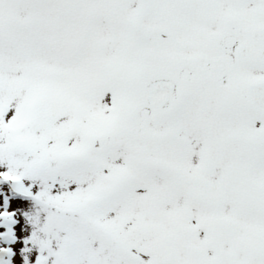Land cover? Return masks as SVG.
I'll return each instance as SVG.
<instances>
[{
  "label": "snow or ice",
  "instance_id": "6c2138e0",
  "mask_svg": "<svg viewBox=\"0 0 264 264\" xmlns=\"http://www.w3.org/2000/svg\"><path fill=\"white\" fill-rule=\"evenodd\" d=\"M0 264H264V0H0Z\"/></svg>",
  "mask_w": 264,
  "mask_h": 264
}]
</instances>
